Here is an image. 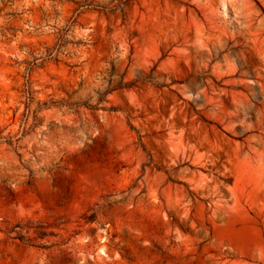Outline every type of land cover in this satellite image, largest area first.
<instances>
[{"label": "rangeland", "instance_id": "1", "mask_svg": "<svg viewBox=\"0 0 264 264\" xmlns=\"http://www.w3.org/2000/svg\"><path fill=\"white\" fill-rule=\"evenodd\" d=\"M0 264H264V0H0Z\"/></svg>", "mask_w": 264, "mask_h": 264}, {"label": "trees", "instance_id": "2", "mask_svg": "<svg viewBox=\"0 0 264 264\" xmlns=\"http://www.w3.org/2000/svg\"><path fill=\"white\" fill-rule=\"evenodd\" d=\"M125 87H128V85L126 83H121V84L117 85L116 87H114L112 90L125 88Z\"/></svg>", "mask_w": 264, "mask_h": 264}]
</instances>
